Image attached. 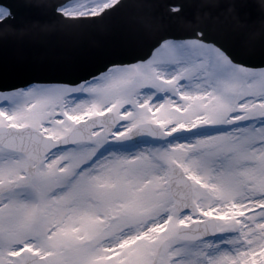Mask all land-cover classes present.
Instances as JSON below:
<instances>
[{
  "label": "snow or ice",
  "instance_id": "snow-or-ice-1",
  "mask_svg": "<svg viewBox=\"0 0 264 264\" xmlns=\"http://www.w3.org/2000/svg\"><path fill=\"white\" fill-rule=\"evenodd\" d=\"M127 6L0 0V30ZM139 7L168 26L136 49L59 76L0 71V264H264V55L177 26L178 0Z\"/></svg>",
  "mask_w": 264,
  "mask_h": 264
},
{
  "label": "water",
  "instance_id": "water-1",
  "mask_svg": "<svg viewBox=\"0 0 264 264\" xmlns=\"http://www.w3.org/2000/svg\"><path fill=\"white\" fill-rule=\"evenodd\" d=\"M147 1L141 0V3L138 2L136 5L139 6ZM181 1L183 2V0ZM186 1L188 5L184 6V16L182 17H185L189 22H205L207 19H211L210 15L214 9L219 10L227 0ZM3 2L13 5H51L56 0H3ZM203 5H211V7H203ZM47 12V9H37L32 12L24 11L18 15L16 24L24 22V19L29 21L23 32L14 29L5 35L4 31L0 30V71L7 67L9 70H21L22 72L27 70V76L39 75L32 71L33 68L39 70L43 76L66 73V71L72 70L73 64L74 69L85 64L84 61L92 56L90 51H93V46L98 45L97 43L104 44L101 42L103 40L106 44L122 46L133 44L134 39L127 40L125 35L133 31L130 26L134 24L141 12L144 14L147 11L137 7L133 10L130 18L122 22H116V19L113 18L102 24L81 26L82 29H77L80 26L65 27L51 19ZM247 17V19L239 20L227 27H219L216 34L222 37V40H225V43L230 47L259 60L264 52L257 55V50L261 47L264 49V36L257 38V35H260L264 29V12H257V7L251 5ZM223 18L225 21L228 20L227 17ZM91 34L95 36L93 40L90 39ZM251 34L255 35V39L251 40ZM16 38L22 41L30 40L29 49L11 51L9 41ZM14 41L16 40L11 42L12 50L15 49ZM49 41L51 43L47 44ZM53 54L56 55L52 56ZM50 56L53 57L52 61H50Z\"/></svg>",
  "mask_w": 264,
  "mask_h": 264
},
{
  "label": "bare ground",
  "instance_id": "bare-ground-1",
  "mask_svg": "<svg viewBox=\"0 0 264 264\" xmlns=\"http://www.w3.org/2000/svg\"><path fill=\"white\" fill-rule=\"evenodd\" d=\"M164 21V24H165V20H163ZM154 24H155V26H157V27H160L158 24H156L155 22H153ZM168 23V22H167ZM165 26V25H164ZM122 33V36H123V31L121 32ZM140 32L139 31H137L136 29H134L132 32H130V33H127L126 35H125V38L127 39V40H132V39H134V44H137L138 42H139V38H138V34H139ZM143 34L145 35L146 34V32H143ZM101 42H103L104 44H106V42L103 40V41H101ZM49 43H51L50 41L47 43V44H49ZM45 44V43H44ZM44 48H46V46L44 45ZM56 54H53L52 56H55ZM52 56H50L49 58H50V61H52V59H53V57ZM52 57V58H51Z\"/></svg>",
  "mask_w": 264,
  "mask_h": 264
}]
</instances>
